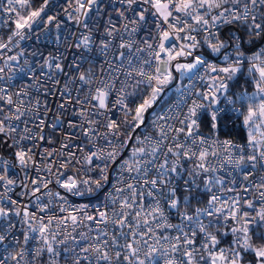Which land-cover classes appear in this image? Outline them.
I'll return each mask as SVG.
<instances>
[{
  "label": "snow or ice",
  "instance_id": "obj_1",
  "mask_svg": "<svg viewBox=\"0 0 264 264\" xmlns=\"http://www.w3.org/2000/svg\"><path fill=\"white\" fill-rule=\"evenodd\" d=\"M74 2L76 15L69 12L68 19L75 20L78 24L81 23V17L86 20L94 7H98V0H74ZM124 2L131 8L138 0H124ZM143 3L151 5L154 10L152 15L158 17L157 28L161 29L159 32L158 51H152L151 58L143 61V64L152 68V71H145L144 68L134 70L136 75L140 77V79L136 80L135 87L139 88L140 85H145V88L141 91L146 94L141 95L140 102L135 104L133 108L129 103H126V100L128 96H133L135 93H127L125 95V87L127 85H124L121 87L120 95L117 96L112 107L120 108L124 114L122 123L125 127L131 128L132 132L145 126L146 114L149 113V110H152L153 119L151 126L157 132L158 138L149 135L135 137L139 144H146L147 146L134 148L132 150V160L135 163L130 164L128 160H125L120 167H126L129 173L136 172L144 177H147L151 168L155 169V177L143 179V185L150 186L147 190V197L152 198L154 203L149 204L145 208L142 203L145 199L144 192L138 190L133 183H124V187L114 186L115 195L113 196L109 193L107 197L110 202L109 206H114L119 202V209L113 207L111 216H109L106 208L101 209L99 206L95 209V215H88L86 209L90 205L81 204L70 209L61 206L60 211L62 213L67 212L68 215L63 217L48 216L45 222L43 216L38 218L36 212L29 211L28 205H24L21 208L17 200L7 196V193L12 190L11 186L16 183L9 175V170L14 168L15 165L8 160H0V170L3 172V174H0V185L4 187V194H0V200L5 199L7 196L9 203L17 206L15 208L0 206V218H8L12 214L17 217L23 215L24 223L29 225L28 231L38 233V236L30 237L28 232H25V244L30 238L39 239L43 242L41 247L32 251L33 261L46 251L50 254L49 264H58L57 258L62 253L65 260L69 261L70 264H81L82 259L89 261V264H145V260L140 259L141 248L136 245H143L148 248V252L145 253L148 258L155 259L154 254L165 257V264H245L244 256L247 253H251L253 256V259L247 261V264H264V232L258 234L259 244L253 239V226L264 227V190L258 192L259 209L256 208L254 201L246 198L243 201L248 209L255 212V215H252L251 212L243 210L239 193L234 198H222L213 194V184L223 185L224 181L215 175L206 176L203 185L204 189L209 193L207 208H196L195 215L190 216L186 212H180L182 201L177 197V189L169 187L173 179L170 173L180 176V170L188 175V179L184 182L186 191H191L192 187H198L196 185L197 177L207 173L214 174L217 171L216 166L209 161V157L218 159L220 167H223L224 164L233 165L236 170L243 173L245 180L253 174L252 171L248 170L249 168L256 170L257 166H259L260 169H264V46L250 55L244 51L245 43L251 45L256 39H264V0H143ZM47 5L48 0H44V3L39 8L32 9V0H0V12L7 15V20L0 19V25H8L9 22L14 24V28L10 29L7 42L0 40V50H8L9 44L15 46L14 38L16 37H19L20 40L26 39L27 32L31 31L33 25L39 22ZM145 11L142 9L138 13L139 20L145 19ZM119 15L123 17L124 12H119ZM55 19L56 17L54 16H48L47 23L51 24ZM181 24L183 27H178ZM164 25H167V27L164 28ZM59 26L57 24V28ZM83 26L88 28L86 22ZM222 27L230 29L225 39L220 38ZM125 30H127V25H125ZM114 31L115 25L105 28V33L108 36H112ZM241 31L245 33L247 40L242 38L240 35ZM201 32L204 33L203 39L197 40L196 35H193V33L199 34ZM181 33L184 35L181 36ZM176 41H184V43L177 44ZM90 44L91 37L86 35L75 46L79 48L82 45L84 48H89ZM202 45L209 50L210 54L219 56V54L223 53L219 58L224 66L209 62L203 53L196 55L195 51L201 48ZM101 46L107 48L108 44L101 41ZM119 47L121 49L131 48L132 45L130 43H121ZM147 48L151 50L152 45L148 44ZM138 51H144V49H138ZM121 56H123L122 53ZM181 57H192V61L190 63H172ZM18 59L19 56H7L4 59V67H0V80L3 79L2 74L6 68L12 72L15 67L18 68L19 72L25 73L23 67L14 66L11 63ZM153 63L155 64L154 68L152 67ZM45 65L49 68L52 67L48 61H45ZM245 66L247 67V76L253 83L254 91L248 93L245 90L234 98L228 96L229 82L238 73H242ZM201 67H204L205 73L208 74L209 82L205 85L206 90L193 91L184 85L182 81L185 78L189 81L195 78L203 81L205 77L199 75ZM55 68L62 70L60 64H56ZM31 70V68L28 69V71ZM174 73H178L179 77L174 75ZM128 75L132 76V73H128ZM11 78L10 76L9 79ZM79 79L85 83H91V80L84 74H81ZM173 81H177L174 90L177 99L169 104L167 99H165L166 89L169 88ZM113 88L114 85L105 84L103 87L95 88L94 94H91L90 91V99L86 97L84 101H78L81 106L84 103H91V101L97 102L90 109H83L82 107L79 112V116L84 123L89 125L88 128L83 129L84 136L100 135L92 127L98 121L89 120L88 117L90 115H103L99 110L108 109V97ZM16 95L17 97H22L27 94L21 90ZM193 95L198 99H191L189 104L188 101ZM221 97L226 101L225 108L219 106ZM237 103L241 105L240 108L236 107ZM38 105L39 101H37L36 106L38 107ZM185 105H187V111L181 112ZM60 107L63 108L64 105L61 104ZM157 107L160 108L159 112L156 111ZM30 111L32 109L25 106L23 99L18 102L14 101L12 95L7 93L6 88H0V134L14 137V134H17L19 130V139L13 138V143L18 146L15 152V160L22 169H27L30 162H33L35 153L32 148L21 147V143L25 140L38 139L44 141L46 139L44 135L37 136L34 134L32 129L27 126V121H22V117ZM226 112H235L239 114V117H243L242 125L247 132L246 145H238L231 139L220 140L218 138L219 120L221 119V114ZM169 113H175V115H169ZM181 115L183 116L182 119H180ZM204 116L210 118L211 133L207 137L199 131L201 119ZM170 120H178L182 127H174L172 123H169ZM13 121L22 122L24 124L23 129H20L19 123L14 124ZM60 123V117L57 116V123L53 124L52 127L56 128ZM39 124L43 127L45 121L41 119ZM120 126L116 120L110 119L105 125L108 131L103 133V135L105 137L109 134L118 136L120 134ZM69 127L75 128L77 125L69 121ZM80 127L83 128V124ZM170 133H176L177 135L171 137L172 144L167 146V152L164 153V161L156 164L160 148L164 141L169 139ZM181 133L185 138L184 143L179 142L178 134ZM132 138V135L129 134L119 147L112 145V142L108 141L112 146V151L101 153L100 155H97L96 152H91L85 155L82 160L77 157L75 152H69L67 157H64V162L59 164V169H67L75 161L76 164L83 163L98 168L99 176L96 179L92 177L77 179L75 176H66L65 172H61L58 169L57 172L52 173L56 178V183L60 188L66 189L69 193L77 196L90 194L103 188L109 180V164L104 163L103 166L100 164L94 165V158L100 161L114 162L128 140ZM61 147L67 148L68 145L63 144ZM245 147L251 148L252 154H246ZM54 151L44 149L41 155L46 153L48 157H51ZM60 155L63 156V152ZM169 155L175 157V160L169 161L167 158ZM143 157L149 158L140 159ZM181 158L186 162L192 161L190 170L181 164ZM169 165L171 166L169 167ZM45 167L49 172H52L51 164ZM93 167L82 170L90 172ZM139 178V175L133 177L134 180ZM117 182H123L122 176ZM31 183L34 187L27 194L35 197L34 203L37 206V212L43 213L48 209V205L41 204V198L36 193L40 192L41 188L46 189L51 181L44 182L43 180L33 179ZM81 185L85 186L83 191H81ZM21 186L23 188L27 187L24 184ZM252 187L264 189V177L261 178V182L258 185ZM164 189H167L166 195L164 194ZM126 190L129 195L123 196L122 194ZM249 190V187L243 188L245 193L249 192ZM220 191L224 192L223 187H221ZM228 191H233V189H228ZM157 193L164 195L168 208L180 212L182 220L196 223L197 227L192 229L191 235L183 231L182 223L172 224L168 222V217L165 215L160 199L157 198ZM23 195L25 193L22 192L21 196ZM53 195L60 197L59 192L47 193L49 197ZM137 197L141 201L139 204L137 203ZM60 199H63V197H60ZM183 203L190 205L191 200L189 197H185ZM133 209H135L134 226L129 223L128 219L131 215L128 210ZM201 216L214 219L210 220L208 225H205L200 220ZM221 216L225 223L231 220L236 224L235 227L222 233L223 236H227L230 232L233 236L232 244L227 248L219 247L221 240L218 239L217 234L208 230L213 224H220L219 217ZM33 221L37 226L32 225ZM69 221L73 226V231L85 221L94 222L97 225L98 234L89 238L85 233H80V240H77L75 236L66 231L65 227L64 239L57 240L61 226H66ZM109 221L114 226L118 225L121 229L127 227L129 232L126 234L121 231L119 237L127 240L130 235L131 240L121 246L117 235H111L106 230L99 229V225H106ZM53 224L56 226L55 230L51 227ZM11 227L13 225L8 226L9 230ZM141 228L145 230L143 232L139 231ZM167 229H176L179 234L176 236H168L163 233L157 234L159 230ZM197 232L203 234L204 238L199 247H197ZM216 232H220L218 227ZM137 236L140 237L139 240L136 239ZM144 237L153 239L154 244L149 245L148 240L144 239ZM4 240L5 236L0 235V243ZM68 241L72 242L71 246L63 247L62 252L53 246L54 242L59 245H66ZM161 241L167 242V248H163ZM81 243H86L87 246L80 247ZM77 247H80L79 253L75 251ZM114 248L117 250L113 251ZM121 248L126 250L127 254H124L120 250ZM27 255H29L28 250L21 248L11 259L15 260L16 264H21V261ZM0 264H7V258L0 257Z\"/></svg>",
  "mask_w": 264,
  "mask_h": 264
},
{
  "label": "built area",
  "instance_id": "obj_2",
  "mask_svg": "<svg viewBox=\"0 0 264 264\" xmlns=\"http://www.w3.org/2000/svg\"><path fill=\"white\" fill-rule=\"evenodd\" d=\"M44 1L41 3L43 4ZM40 4V5H41ZM40 5L37 7L39 8ZM71 5V6H70ZM75 2L74 0H48V5L45 9V12L42 13L39 22L33 25L31 31L27 32V38L20 40L19 37L14 38V44H9L8 50H0V67H4V59L7 56H19L17 61H12L11 63L19 65L25 69V73L19 72L18 68L14 67V70L10 72L7 68L2 74L3 79L0 80V88H6L7 93L12 95L14 101H19L20 99L24 100V104L27 108L32 109V111L26 113L22 117V121H27V126L32 129V132L39 135H44L46 139L44 141L40 140H25L21 143V147L32 148L35 156L33 157V162H30L27 169H22L18 162L15 160V152L17 150V145L13 143L14 139H19V130L17 134H14V137H8L0 134V160H8L15 165L14 168L9 170V175L13 178L16 183L11 186L12 190L7 193V196H10L13 200H17L19 207L23 208L24 205H28L29 211L36 212L37 217L43 216L45 222L47 221L48 216L63 217L67 216V212H61V206L66 208H71L73 206H79L81 204H88L90 207L86 209L88 215H95V209L99 206L101 209L107 210L109 216L112 215V209L115 207L119 209V202L114 206H109L110 202L107 199L109 193L113 196L115 195V187H124V183H133L137 186L138 190H142L145 195V199L142 201L145 208L149 204L154 203L152 198L147 197V190L150 186L143 185V179H151L155 177L156 172L154 168H151L147 177H144L142 174H137L136 172L129 173L127 168H121L120 165L123 161L128 160L130 164H134L135 161L132 160V150L138 147H146L147 145H142L137 142L135 137H143L145 135L157 137V132L152 128L151 121L153 119L151 112L146 114V123L142 128L137 129L135 132H132L131 128H127L123 125L122 121L124 120V114L119 107L113 108L112 104L116 100L117 96L120 95V89L124 85L125 95L127 93H135L133 96H128L126 103H129L131 107H135V104L140 102L141 95L146 94L142 93V89L145 88V85H140L139 88L135 87L136 80L140 79L136 75V69L144 68L145 71H152V68H149L143 64L144 60L151 58L152 51H158L159 45V32L161 29L157 28L158 17L153 16L152 12L154 11L151 8L150 4L143 3V0H138L136 4H133L131 8L127 5L124 0H98V7H94L92 12L89 14L85 20L81 17V23H77L75 20L68 19V13L72 12L73 15H76L74 12ZM144 12L145 19L139 20L138 13L142 10ZM123 11L124 16H120L119 12ZM215 14V13H213ZM54 16L56 17L55 21L51 24L47 23V17ZM0 19L7 20V15L0 12ZM88 24V28H85L84 23ZM191 22V21H189ZM10 23V22H9ZM59 24V28H57ZM115 25V31L112 36H108L105 33L106 27H111ZM125 25H127V30H125ZM8 27V25H0V40L2 38V32ZM164 28L167 25L163 26ZM178 27H183V25H178ZM135 29V31H133ZM229 28L222 27L221 30V39H225L228 35ZM91 37V44L89 48L81 47L77 48L75 45L80 42L83 36ZM184 34L181 33V36ZM196 35L197 40H202L204 33L199 34L193 33ZM241 35V33H240ZM242 36V35H241ZM18 41V43H16ZM101 41H104L108 44L107 48L101 46ZM4 42H7L5 40ZM121 43H130L131 48L121 49L119 45ZM177 44L184 43V41H176ZM151 44L152 49H148L147 45ZM261 45H256L250 49L247 54H251L259 50ZM167 46V45H166ZM138 49H144V51H138ZM22 53V55H21ZM121 53L123 56H121ZM204 54L206 59L209 62L215 63L218 66H224L221 63L219 56H222L223 53L217 55L210 54L209 50L203 45L201 48L195 51L196 55ZM163 55V54H162ZM192 57H181L175 62L180 61H191ZM45 61H48L52 67L49 68L45 65ZM56 64L61 65L62 70L55 68ZM153 68L155 64L153 63ZM246 67V66H245ZM31 68V71L28 69ZM247 68V67H246ZM128 73H132V76H129ZM84 74L91 80V83H85L79 79L80 75ZM179 77L178 73H174ZM199 75L204 76V80L195 78L189 81L185 78L182 83L188 86L193 91H204L206 90L205 85L209 82L208 74L205 73L204 67L199 69ZM215 75V74H213ZM12 77L9 79V77ZM177 81L173 83L166 89L165 99L168 103H173L177 97L175 95V87ZM105 84L114 85V88L111 90V94L108 97V109L99 110L103 115H90L89 120H96L98 123L92 125L95 128V132L100 135H93L92 137H86L83 135V129L88 128L89 125L84 123V121L79 116V112L83 109H90L93 104H96V101H91V103H84L81 106L78 101H84L86 97L90 99L91 94H94L95 88L103 87ZM23 90L24 95L22 97H17L16 93ZM251 91H254L253 83L251 81ZM191 99H198L193 95L188 103H191ZM37 101H39L38 107L36 106ZM63 104L64 107L61 108L60 105ZM166 106V105H165ZM221 108H225L226 101L221 97L220 105ZM237 108H240L236 105ZM7 111V109H6ZM157 112L160 111V108L157 107ZM187 111V105L181 110V112ZM169 115H175V113H169ZM57 116L60 117L61 123L58 124L56 128H53L52 125L57 123ZM183 116H180L182 119ZM44 120L45 124L43 127L40 126L39 121ZM116 120L119 123V135L114 136L109 134L107 137L103 133L107 132L108 129L105 127L107 122L110 120ZM131 119V117H129ZM205 124L210 126V118L204 116ZM242 119L239 117L238 113L235 112H226L221 114V119L219 120V126L232 130V135H223L219 136L220 140L231 139L238 145H246L247 143V132L244 126L242 125ZM69 121L76 124L77 127L70 128ZM13 123H19L20 129H23L24 124L22 122L13 121ZM169 123H172L174 127H182L179 124L178 120H170ZM83 124V128L80 125ZM204 124L201 119V126ZM241 130L243 136L237 135V132ZM200 133L204 136H209L211 132H205L199 130ZM132 135V139L128 140L126 146L122 149L117 159L114 162L109 161H100L94 158V165L100 164L103 166L104 163H108V176L109 180L104 185L103 188L94 191L90 194H85L83 196H77L73 193H69L66 189L60 188L56 183V178L52 173L57 172L59 169V164L64 162V157H67L69 152H75L77 157L82 160L85 155H88L91 152H96L97 155L101 153H106L112 151V146L108 141L112 142V145L119 147L127 139L128 135ZM177 135L176 133H170L169 139L164 141V144L161 146L158 153L156 164L162 163L165 159L164 153L167 152V146L172 144L171 137ZM179 135V142L184 143V135ZM190 143V141H188ZM63 144H67V148H62ZM35 145V147H34ZM44 149L55 150L53 156L48 157L46 153L41 155L44 152ZM82 149V150H81ZM63 152V156L60 153ZM246 154H252L251 148L245 147ZM149 157H143L140 159H148ZM169 161L175 160V157L169 155L167 157ZM209 161L216 166L217 171L213 173L202 174L196 178V185L198 187H192L191 191H186L184 187L185 180L188 179L186 172L182 171L180 176L170 173L173 177L169 187H175L177 189V197L182 201L180 204V212H186L187 215L194 216L196 208H207V200L209 198V193L204 189L203 181L206 176L215 175L221 178L224 183L223 185L213 184L212 192L213 194L219 195L222 198H234L237 193L241 196V206L244 211L251 212L252 215H255V212L251 209H248L243 201L244 199L252 200L255 203L257 209L260 207V202L257 199L258 192L264 189H257L252 186L258 185L261 182V178L264 177V169H260L257 166L256 170L248 169L252 171V175L249 176L247 180L243 178V173L236 170L233 165L224 164L223 167H220V161L209 157ZM51 164L52 172H49L46 165ZM181 164L185 168L191 169L192 161H185L181 158ZM171 165H169L170 167ZM89 166L83 163L76 164L73 161V164L70 165L67 169H59L61 172H65L66 176H75L77 179H86L92 177L93 179L98 178L99 169L93 167L92 171H83L82 169H87ZM39 169V171H37ZM0 174H3L0 170ZM140 176L138 180H134L133 177ZM122 176L123 182L118 183V179ZM66 178V177H65ZM33 179L43 180L44 182L51 181L48 183V187L41 188L40 192L36 193L37 196H40V203L48 205V209L41 213L37 212V206L34 203L35 197L28 195L34 185L31 183ZM27 185L26 188H23L21 185ZM83 185H81V191L84 190ZM223 187L224 192L220 191ZM244 187H249V192L245 193L243 191ZM228 189H233V191H228ZM25 195L21 196V193ZM48 192L60 193V197L47 196ZM0 194H4V187L0 185ZM164 194H167V189H164ZM123 196H128L129 192L126 190ZM7 196L5 199L0 200V206L6 208H15L16 205L9 203ZM183 196L189 197L191 200L190 205H185L183 203ZM157 198L161 201V206L165 211V215L168 217V222L172 224H183V231L191 235L192 229L196 228L197 225L195 222H189L182 220L180 212L168 208L167 203L165 202L164 195L157 193ZM141 201L137 197V203ZM107 206V207H106ZM131 212L129 216V223H132L134 226L133 217L135 216V209L128 210ZM214 218L201 216L200 220L203 224L208 225L209 221ZM220 224L209 227V231L217 234L218 239L221 240L219 247L227 248L232 244L233 236L229 232L227 236H223L222 233L235 227V222L229 220L227 223L223 221V217H219ZM13 225L9 230L8 226ZM33 226H37L35 222H32ZM52 229L55 230V224H53ZM71 233L72 236H75L77 240H80V233H85L89 238L98 234L97 225L94 222L85 221L83 224H80L73 231V226L69 221L66 226H61L60 234L57 236V240L64 239V231ZM217 227L220 229V232L217 233ZM29 225L24 223L23 215L17 217L14 214L10 215L8 218H0V235L5 236V240L0 243V257L7 258V264H16V261L11 259L12 256H15L21 248H26L29 255L25 256L24 260L21 261V264H49L50 254L46 251L42 256L36 258L34 261L32 259V251L36 248L42 246V241L39 239L30 238L27 244L24 241V234L28 232L30 237L38 236V233H32L28 231ZM255 234L256 226H253ZM91 229V231H89ZM99 229H104L111 235H117L123 231L128 233L129 229L127 227L121 229L118 225H113L109 221L106 225H99ZM145 229L141 228L139 231L143 232ZM165 234L168 236L178 235L176 229H167L159 230L157 234ZM110 238V237H106ZM137 240L140 239L139 236L136 237ZM148 244H154L153 239H148ZM197 247L200 246V243L203 241V234L197 232ZM131 240L129 235L127 240L123 237H119V244L123 246L125 243ZM71 241H68L66 245H59L54 242L53 246L62 252L63 247L71 246ZM163 248H167V242L161 241ZM87 246L86 243H81L80 247ZM141 248L140 259L145 260V264H165V257H162L158 254H154L155 259H151L145 256V253L148 252V248L143 245H136ZM80 247L76 248V253L80 252ZM7 249V251H5ZM117 249H113L115 251ZM127 254L126 250L120 249ZM174 255V254H172ZM58 264H70L69 261H66L64 255L57 258ZM81 264H89V261L81 260Z\"/></svg>",
  "mask_w": 264,
  "mask_h": 264
},
{
  "label": "trees",
  "instance_id": "obj_3",
  "mask_svg": "<svg viewBox=\"0 0 264 264\" xmlns=\"http://www.w3.org/2000/svg\"><path fill=\"white\" fill-rule=\"evenodd\" d=\"M44 0H32V9H36ZM14 28V24L9 23L8 27L2 32V41L7 40L8 35H10V29ZM228 28V27H227ZM241 35L242 38H244L245 40H247V36L245 35V33L243 31H241ZM264 42V39H256L254 41L253 44L248 45L247 43L244 44V51L248 52L250 49H252L254 46L256 45H261ZM245 90H247L248 93H251V79L247 76V68L245 67L243 69L242 73H238L237 76L229 82V89H228V96L230 97H235L236 95H239L240 93L244 92ZM236 105H238L239 107H241V105L239 103H237ZM243 118V117H241ZM204 124L201 126V131H207V132H211V128L209 125L205 124V119H203ZM218 135L219 136H223V135H232V130L224 128L219 126L218 129ZM237 135L243 136V133L241 130H239L237 132ZM0 151L2 152V149H0ZM260 232H264V227L258 228L256 227L255 229V234H253V239L254 241L259 244L260 240L257 238L258 234ZM249 254V253H247ZM245 254V255H247Z\"/></svg>",
  "mask_w": 264,
  "mask_h": 264
},
{
  "label": "rangeland",
  "instance_id": "obj_4",
  "mask_svg": "<svg viewBox=\"0 0 264 264\" xmlns=\"http://www.w3.org/2000/svg\"><path fill=\"white\" fill-rule=\"evenodd\" d=\"M263 44H264V42H263ZM191 61H192V60H191ZM191 61H180V63H190ZM175 63H177V62H175ZM175 63H174V64H175ZM251 93H252V92H251ZM180 171H181V173H182V170H180ZM186 174H187V173H186ZM185 197H187V196H183L182 199L184 200ZM252 259H253V256H252L251 253L245 255V256H244L245 264H247V261L252 260Z\"/></svg>",
  "mask_w": 264,
  "mask_h": 264
},
{
  "label": "crops",
  "instance_id": "obj_5",
  "mask_svg": "<svg viewBox=\"0 0 264 264\" xmlns=\"http://www.w3.org/2000/svg\"><path fill=\"white\" fill-rule=\"evenodd\" d=\"M262 46H264V44Z\"/></svg>",
  "mask_w": 264,
  "mask_h": 264
}]
</instances>
